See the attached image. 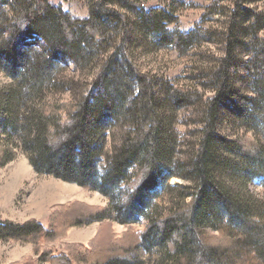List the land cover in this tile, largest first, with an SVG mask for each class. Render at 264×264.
<instances>
[{
	"label": "trees",
	"instance_id": "obj_1",
	"mask_svg": "<svg viewBox=\"0 0 264 264\" xmlns=\"http://www.w3.org/2000/svg\"><path fill=\"white\" fill-rule=\"evenodd\" d=\"M104 1L98 0L90 7L86 18L63 12L53 0H0V6L16 12L14 28L18 34L33 31L53 47L74 54L90 48L107 52L117 38L118 25L127 32V16L107 7ZM245 3L246 0H236L235 11L245 12ZM160 14V10L150 13V23L155 21L158 26ZM237 37L238 27L232 21L220 68L211 74L213 95L204 105L194 161L198 183L192 193L184 195L190 196L188 201L158 215L148 210L154 206L160 185L176 173L170 169L172 148L163 108L168 106L169 98L158 94L155 77L137 70L126 56L113 51L100 67L93 92L80 100L44 104L28 111L25 103L34 101L35 95L45 91L51 82L50 62L34 63L29 68L30 62L15 58L7 46L6 60L12 66L13 85L0 96V165L13 160L15 148L19 147L35 172L99 192L108 205L87 215L80 212L71 219L59 217L60 210H55L50 215L49 227L36 221H0V240L36 241L44 236L54 239L58 233L55 218L67 227L104 219L130 225L146 218L149 224L134 243L107 246L106 255L99 259L90 262L81 253L87 249L79 247L75 253L69 249L51 260L55 264H139L141 255L157 246L163 250L166 264L264 263V216L254 215V201L232 187L233 183L244 185L257 177L264 179V146L247 134L226 140L218 133L226 106H236L238 117L247 122L254 112L233 101L230 68ZM252 58L254 63L264 65L261 49ZM191 92L178 89L174 95ZM126 101L132 129L105 171L99 174L97 160L103 146L98 139L112 118L110 109L122 108ZM132 164L137 168L130 176ZM224 175L230 177L231 183L224 180Z\"/></svg>",
	"mask_w": 264,
	"mask_h": 264
},
{
	"label": "rangeland",
	"instance_id": "obj_2",
	"mask_svg": "<svg viewBox=\"0 0 264 264\" xmlns=\"http://www.w3.org/2000/svg\"><path fill=\"white\" fill-rule=\"evenodd\" d=\"M97 1L53 0L63 12L76 18H86ZM235 1L105 0L107 7L127 16V32L118 25L117 38L107 52L90 48L74 54L53 47L51 42L33 31L18 34L14 28L16 12L0 6V96L13 85L12 66L6 60L7 46L15 58L30 62L29 68L34 63L50 62L51 82L45 91L40 90L35 95L34 101L32 96L29 97L32 100L25 103L28 111L37 110L44 104L59 105L80 100L93 92L100 67L113 51L126 56L137 70L153 75L158 94L169 98L168 106L163 108L172 148L170 169L176 175L160 185L154 200L155 208H150L148 213H164L180 202L188 201L190 196L184 195L192 193L198 183L194 161L203 127L204 105L213 95L211 74L220 68L232 21L238 27L230 68L233 101L249 106L254 112L247 122L238 117L236 106H226L220 116L218 133L226 140L247 134L264 146V65L254 63L252 58L258 49L264 51V0H246L245 12L235 11ZM157 10L161 11L158 26L155 21L150 23V13ZM178 89L192 92L185 96L174 95ZM126 106L128 101L122 107L124 109L121 106L110 109L112 118L108 119L109 124L98 139L103 146L97 160L99 174L105 171L132 129ZM15 150L14 159L0 165V221L19 224L36 221L49 227L50 215L55 210H60L59 217L71 219L80 212L87 215L107 207V199L100 193L35 172L26 154L19 147ZM136 168L137 165L132 164L130 176L135 174ZM223 178L231 183L229 176ZM242 185L233 183L232 187L254 201V215L264 216V179L257 177ZM56 221L58 218L54 223L58 225L54 239L44 236L36 241L0 240V264H55L51 257L69 252V249L75 253L79 247L87 249L81 253L91 262L105 254L107 246L117 242L124 246L130 241L134 243L149 224L146 218L130 225L104 219L70 227ZM162 253L160 247L153 246L147 255H141L139 264H166Z\"/></svg>",
	"mask_w": 264,
	"mask_h": 264
},
{
	"label": "crops",
	"instance_id": "obj_3",
	"mask_svg": "<svg viewBox=\"0 0 264 264\" xmlns=\"http://www.w3.org/2000/svg\"><path fill=\"white\" fill-rule=\"evenodd\" d=\"M99 193V192H98ZM103 196V195H102Z\"/></svg>",
	"mask_w": 264,
	"mask_h": 264
}]
</instances>
